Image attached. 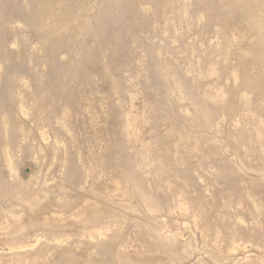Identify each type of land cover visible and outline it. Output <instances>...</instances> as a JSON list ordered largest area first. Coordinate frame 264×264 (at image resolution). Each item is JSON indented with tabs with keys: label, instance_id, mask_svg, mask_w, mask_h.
<instances>
[{
	"label": "rangeland",
	"instance_id": "1",
	"mask_svg": "<svg viewBox=\"0 0 264 264\" xmlns=\"http://www.w3.org/2000/svg\"><path fill=\"white\" fill-rule=\"evenodd\" d=\"M0 264H264V0H0Z\"/></svg>",
	"mask_w": 264,
	"mask_h": 264
}]
</instances>
